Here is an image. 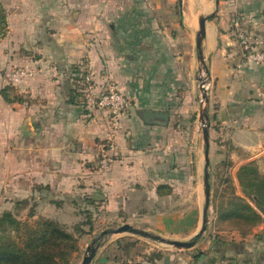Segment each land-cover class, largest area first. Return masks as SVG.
I'll return each instance as SVG.
<instances>
[{
	"label": "crops",
	"instance_id": "obj_1",
	"mask_svg": "<svg viewBox=\"0 0 264 264\" xmlns=\"http://www.w3.org/2000/svg\"><path fill=\"white\" fill-rule=\"evenodd\" d=\"M175 2L176 0H24L25 18L17 23L29 35L32 30H38L41 37L39 43L44 44L55 78L52 82L42 80V85L37 87L42 94L36 92L39 99L26 101L24 105L8 103L0 95V142H9V148L12 147L11 141L18 143H15L14 152L9 154L11 171L17 172L23 168L32 173L56 172L59 174L56 185L60 187L65 184V172L80 173V177L91 173L86 175L82 185L103 189L111 206L121 211L119 220L123 224H129L135 229L141 226L151 235L187 241L201 229L204 218V138L196 132L189 133L187 139V133L180 134L173 128L172 111L176 97L173 88H169L168 78L177 75L173 64L177 60L176 50L172 48L177 42L171 35L166 38L163 36V40L158 33L152 43L159 45L163 40L169 47L163 52L156 49L147 53L155 65L152 69L146 68V39L143 33V20L147 12L152 13L154 18L150 23L153 28L162 30L163 27L174 31L186 28L180 21L171 23L159 18L164 12H173ZM243 9L264 16V0H244ZM131 11H137V18H140L136 20L137 29H141L136 36V43L141 45L142 51L137 54V58L130 56L132 61H126L120 73L118 84L128 100V107L121 116L119 126L115 128L107 112L91 116L82 110L76 103L79 88L74 83L75 77L79 75L77 73L82 74L79 63L83 59L90 61V67L94 69V76L96 75L95 81L97 77H103L102 65L114 55L110 46L119 44L122 40L119 38L124 37V31L130 28ZM186 19L192 29L193 18L187 16ZM115 30H121V34L116 36ZM215 34L213 29L207 30L209 48L214 47ZM225 41L229 45L227 37ZM19 42L16 40V44ZM28 45L32 47L31 44ZM114 49L115 47L112 50ZM219 55L220 58L216 61L219 62L214 63V66L224 64L225 69L221 66L223 72L220 82L225 83L229 76L226 70V48L222 47ZM11 60L12 58L9 61ZM254 71L262 75L257 81L259 88L262 83L264 85V64L257 65ZM148 74L158 79L145 81ZM41 77L47 78L46 75ZM31 88L32 85L30 90L33 91ZM229 99L227 95L226 105L221 113L224 125L232 128V149L231 152L229 150L228 157L236 161L231 168L235 177L241 165L264 157V96H257L254 103L246 106L240 114L241 120H238L239 115L233 111L236 107L228 105ZM146 113L166 114L168 122L166 125L159 124L160 120L145 117ZM102 139H111L115 145V150L110 155H113L112 162L104 171L99 170L97 163L95 164ZM212 147L211 141V151ZM209 181L212 186L213 179ZM138 247L140 251L145 249V254L153 249L152 245L141 244ZM241 250L238 253H228L224 247L218 249L216 246V254L222 259L230 254L246 256L250 252V246L243 243ZM123 251L116 248L112 241L104 243L92 264H124ZM133 256L134 252H131L128 263H131ZM177 256L172 255L173 258ZM259 260L260 258L255 260L256 264L260 263ZM137 262L154 264L147 259Z\"/></svg>",
	"mask_w": 264,
	"mask_h": 264
},
{
	"label": "rangeland",
	"instance_id": "obj_2",
	"mask_svg": "<svg viewBox=\"0 0 264 264\" xmlns=\"http://www.w3.org/2000/svg\"><path fill=\"white\" fill-rule=\"evenodd\" d=\"M133 3L137 4L136 1ZM243 3L244 0H176L173 12H164L159 18L164 22L183 23L186 28L182 27L178 31L170 28L165 30L163 27L162 30L153 28L150 23L154 18L150 12L145 14L143 20L146 68L152 69L155 65L147 53H152L156 49L163 52L169 47L163 42V36L166 38L171 35L177 42V45L172 46L176 50L177 60L173 64L177 75L168 78L169 88H173L176 97L175 108L172 111L173 128L180 134L187 133V139L189 133L196 132L203 138L201 110L206 109L209 116V154L210 161L212 156V162L209 169L205 168V172L209 170L213 185L210 204L205 213L208 229L196 239V245L191 249L178 250L160 238L168 241L172 239L151 235L149 232L146 233L151 236L134 232L115 234V230L125 225L119 220L121 211L111 206L103 189L87 188L82 185V181L87 178L86 175L91 173L84 174L82 178L80 173L65 172L63 177L65 184L60 187L56 185V178L59 175L56 172L32 173L24 171L23 168L17 172L11 171L9 154L16 148V142L11 141V148L9 142H0V249L9 245L26 248L31 240L42 235L45 223L50 222L60 235H63L61 237L56 235L55 239L45 246L53 256L48 264H82L89 246L93 243L111 241L116 248L124 250L122 257L124 264H138L137 260L142 259L154 264H256L257 258H260L259 264H264V213L257 211L261 216L258 220L249 208L257 210L255 198L257 185L264 184V157L244 163L237 169L234 177L231 168L236 161L228 157V152L232 149L230 138L232 128L224 125L221 113L226 105L227 95L230 97L228 105L236 107L233 111L239 115L238 120H241L240 114L247 105L254 103L257 96L260 98L264 96L263 83L259 88L257 85L262 75L254 71L257 65L249 58L252 53H264V16L244 10ZM24 5V0H0V95L8 103L18 105L39 99L36 92L41 93L37 87L42 85V80L52 82L55 78L52 73V62L45 53L44 44L39 43L41 37L38 30H32L29 35L26 29L20 28L17 23L25 18ZM187 16L194 20L192 29L188 25ZM2 17L5 19V26L2 25ZM201 17H208L207 30L213 29L216 32L213 48L207 46V35L201 45L205 63L200 62L197 50V33L200 30ZM136 20H140L137 18V11H131L130 28L124 31V37L119 38L122 39L119 40V44L110 46L114 55L109 62L102 65L103 80L101 77H97L98 82L94 79V99L105 94L110 86L121 92L118 83L124 63L132 61L130 56L137 58V54L142 51L141 45L136 43V36L141 31L137 29ZM14 25L16 26L13 27ZM115 33L119 36L121 30H115ZM158 33L163 40L156 45L152 43V39H156ZM241 35L251 37L249 49L240 44ZM226 37L229 45L225 41ZM16 40L20 41L19 44H16ZM222 47L226 48V70L229 72L225 83L220 82L223 72L221 66L225 69L224 64L214 66V63L219 62L216 61L220 58L219 51ZM79 64V68H82L81 73L89 71L94 74L90 61L83 59ZM77 74L79 75L75 77L74 83V86L79 88L76 103L88 115L104 114L90 107L86 99L88 92L84 91L86 88L84 83L81 81L78 83L82 77L79 72ZM45 75L47 78L41 77ZM148 79L152 81L158 78L148 74L144 80ZM30 85L33 86L31 88L33 91L30 90ZM205 92L210 100L209 104L204 100ZM109 142L111 139H102L99 142L100 152L95 161L99 170L107 169L103 166L105 161L103 155L110 152ZM219 150L222 151L219 153ZM247 165H251L252 168L243 176L247 186L244 189L238 179L241 168ZM206 206L205 203L204 209ZM140 227L135 230L145 232ZM104 232L107 234L104 235ZM64 235L68 237L64 238ZM190 240L192 238L187 241ZM219 241L228 244L246 243L250 246V252L246 256L230 254L222 259L216 254ZM141 244L152 245L153 249L149 254H145L143 253L145 249L140 251L138 247ZM131 252H134V256L131 263H128ZM29 253L33 255L30 249ZM172 255L177 257L173 258Z\"/></svg>",
	"mask_w": 264,
	"mask_h": 264
},
{
	"label": "trees",
	"instance_id": "obj_3",
	"mask_svg": "<svg viewBox=\"0 0 264 264\" xmlns=\"http://www.w3.org/2000/svg\"><path fill=\"white\" fill-rule=\"evenodd\" d=\"M2 25L5 26V19L4 17L1 18ZM75 97V95H74ZM76 100V97L74 98ZM10 102V101H9ZM251 165L243 166L239 173V179L241 186L245 189L247 186L244 182V174L246 172L251 171ZM258 191L256 192L255 204L256 209L249 207L253 212L254 216L259 220L261 216L259 212L264 213V184H258ZM44 231L40 237H35L33 240L30 241L26 248H19L15 245H9L0 249V264H48L50 259L53 257L48 248L45 247L49 242H51L56 235L61 237L63 234L60 235V232L56 230L52 223L47 222L44 225ZM137 233L141 234V231ZM68 236L64 235V238ZM243 243H224L219 241L217 243V248H225V250L230 253H238L241 252ZM30 251L33 252V255L29 253Z\"/></svg>",
	"mask_w": 264,
	"mask_h": 264
},
{
	"label": "water",
	"instance_id": "obj_4",
	"mask_svg": "<svg viewBox=\"0 0 264 264\" xmlns=\"http://www.w3.org/2000/svg\"><path fill=\"white\" fill-rule=\"evenodd\" d=\"M207 22H208V17H201L200 30L197 33V50H198V57L201 63H205V57H204V53H203L201 45L203 44V41L207 35V27H206ZM204 98L207 104H209L210 100H208L209 98L206 92L204 94ZM144 115L145 117H148V118H156L160 120L158 122L159 124L166 125L168 122V116L166 114L146 113ZM200 121L203 125V138H204V143H205V153L204 154H205V159H206V168L209 169L210 163H211L210 154H209L210 153V131H209L210 127H208L209 126L208 124L209 116L207 114L206 109L201 110ZM209 180H210V173H209V170H206L204 181H205V203L207 206L204 209V218L202 221L201 229L193 236L192 240L190 241H177V240L168 241V240L160 238L162 241H164L169 246L174 247L175 249H178V250L191 249L196 245V239H198L201 235H203L207 231L208 219L205 216V213L208 209L207 207L210 204V200H211V182ZM133 232L137 233L138 231L135 230V228L129 224H125L122 227L114 231L115 234H125V233H133ZM141 232H142L141 235L151 236L149 233H146L144 231H141ZM103 234L105 235L107 234V232H104ZM104 243H93L91 246H89L82 264H92L97 255L98 250L104 245Z\"/></svg>",
	"mask_w": 264,
	"mask_h": 264
},
{
	"label": "built area",
	"instance_id": "obj_5",
	"mask_svg": "<svg viewBox=\"0 0 264 264\" xmlns=\"http://www.w3.org/2000/svg\"><path fill=\"white\" fill-rule=\"evenodd\" d=\"M240 44L245 49H249L251 47V37L248 35H241ZM249 58L255 63V65L264 64V53H252ZM93 75L94 74L89 71L81 74V82L84 83L86 87L84 91L88 92L86 99L88 100L90 107L92 106L98 111L107 112L110 116L111 124H113V126L117 128L119 126L121 116L128 107V100L126 96L120 91L116 90V87L114 86H110V88L105 92V94L101 95L99 98L94 99ZM108 146L110 152H108V154L106 153L103 155L105 157L103 166L107 168L112 162V156H110V153L115 150L114 142H109Z\"/></svg>",
	"mask_w": 264,
	"mask_h": 264
}]
</instances>
